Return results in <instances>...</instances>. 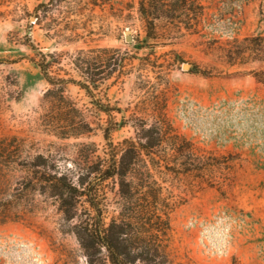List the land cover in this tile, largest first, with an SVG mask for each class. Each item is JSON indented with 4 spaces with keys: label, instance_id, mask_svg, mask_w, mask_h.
<instances>
[{
    "label": "rangeland",
    "instance_id": "1",
    "mask_svg": "<svg viewBox=\"0 0 264 264\" xmlns=\"http://www.w3.org/2000/svg\"><path fill=\"white\" fill-rule=\"evenodd\" d=\"M137 2L0 0V264L87 263L73 231L75 221L65 218L60 203L39 188L37 179L30 180L27 168L43 153L61 170H75L81 142H94L103 153L104 132L61 138L45 132L38 119L49 84L37 64L47 67L48 75L79 80L73 62L77 51H89L93 63L101 49L136 55L134 70L118 81H104L100 89L91 84L102 102L122 109L114 112L118 123L123 116L142 115L138 64L148 62L147 79L165 75L175 129L218 163L175 189L179 204L169 217L170 260L264 264V83L255 77L264 72V52L233 65L227 55L236 37H259L264 48V0H201L205 17L199 33L145 47L137 46V38H145ZM66 89L88 113L107 120L91 94L73 82ZM134 135L131 122L110 133L114 143ZM109 194L112 215L118 204Z\"/></svg>",
    "mask_w": 264,
    "mask_h": 264
},
{
    "label": "trees",
    "instance_id": "2",
    "mask_svg": "<svg viewBox=\"0 0 264 264\" xmlns=\"http://www.w3.org/2000/svg\"><path fill=\"white\" fill-rule=\"evenodd\" d=\"M136 11L145 28V38H137L138 47L165 45L168 40L174 43L186 35L199 33L205 17L201 0H138ZM260 40L252 36L234 38L230 45L233 50H227L230 64H244L248 55L264 52ZM98 52L99 60L91 63L89 51H77L73 62L79 80L48 75V68L37 64L45 71L49 84L41 98L38 119L45 132L61 138L89 137L97 130L104 132L108 143L103 153H98L96 143L81 142L77 168L66 171L53 159L49 163V158L41 153L27 168L30 180L37 179L39 188L60 203L65 218L75 221L73 231L86 255V264H176L166 250L169 217L179 204L175 189L197 174L203 177L218 163L205 158L175 129L168 116L165 75L158 72L155 81L147 79L146 73L151 70L148 62L138 64V74L143 76L139 85L143 97L137 110L142 115L123 116V121L118 123L114 112L122 109L102 102L92 86L100 89L104 81L113 78L112 82H116L134 70L136 55L121 53L119 49ZM178 60L176 56L173 63ZM255 77L264 83L263 71L255 73ZM69 82L91 94L96 107L108 115L106 121L88 113L66 94ZM257 111L260 110L254 115ZM130 122L134 137L114 143L110 133ZM109 192L118 204L117 212L112 215ZM232 264L240 263L233 259Z\"/></svg>",
    "mask_w": 264,
    "mask_h": 264
},
{
    "label": "water",
    "instance_id": "3",
    "mask_svg": "<svg viewBox=\"0 0 264 264\" xmlns=\"http://www.w3.org/2000/svg\"><path fill=\"white\" fill-rule=\"evenodd\" d=\"M127 40L131 41L133 38H132V35L130 34V30L128 29L127 31ZM183 68L184 69H189L190 68V64L189 63H184L183 64Z\"/></svg>",
    "mask_w": 264,
    "mask_h": 264
}]
</instances>
